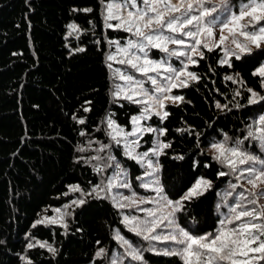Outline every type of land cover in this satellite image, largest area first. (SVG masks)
Segmentation results:
<instances>
[{
  "label": "trees",
  "instance_id": "1",
  "mask_svg": "<svg viewBox=\"0 0 264 264\" xmlns=\"http://www.w3.org/2000/svg\"><path fill=\"white\" fill-rule=\"evenodd\" d=\"M104 2L0 0V264H24L21 257L25 254L32 264H108L95 253L100 248L109 256L123 251L113 238L116 230L134 246L148 247V241L122 222L124 215L143 213L135 208L117 209L108 198L81 197L70 190V186L79 185L88 191L101 180L107 182L115 168V162L106 159L111 155L127 172L132 187L127 192L140 197L150 193L141 186L146 169L124 155L123 144L111 139L103 122L111 113L130 131L131 117L139 115L143 107L112 95L118 80L112 76L113 68L106 66L111 63L107 55L115 50L109 40L123 42L130 34L106 27ZM70 24H76L77 30L68 35ZM160 54L158 50L151 53L155 58ZM239 57L231 58V66L220 64L224 58L221 48L204 49V59L189 67L200 80L173 91L184 101L168 104L167 119L152 116L147 121L154 128L167 129L162 140L171 142L158 158L150 155L154 163L158 159L160 185L169 199H179L198 178L212 182L203 196L184 201L182 210L175 213L176 221L190 232L191 225L198 227L194 235L219 227L235 193L242 190L237 187L233 196L223 199L229 182L237 181L234 176H217L228 169L211 159L210 142L222 140L224 134L233 140L243 139L247 126L264 115V100L250 104L248 91L264 96V77L254 74L264 65V48ZM228 76L233 79H226ZM217 101L227 107L217 108ZM84 107L91 110L85 112ZM81 118L84 124L78 123ZM155 136L145 133L139 150L152 147ZM102 144L111 148L99 151ZM243 148L264 158L255 140H245ZM96 156L105 159H92ZM94 165L103 171L96 172ZM78 198L85 203L77 207L72 201ZM57 208L71 213L65 219L67 228L48 222L33 227L46 216L57 217ZM30 241H46L56 251L39 246L27 249ZM151 243L158 250L172 245L170 241ZM143 255L148 264H182L175 256L148 251Z\"/></svg>",
  "mask_w": 264,
  "mask_h": 264
},
{
  "label": "snow or ice",
  "instance_id": "2",
  "mask_svg": "<svg viewBox=\"0 0 264 264\" xmlns=\"http://www.w3.org/2000/svg\"><path fill=\"white\" fill-rule=\"evenodd\" d=\"M103 8V19L107 28L122 30L130 34L123 42L109 40V44L115 46V53L108 54L107 61L127 65L129 69L146 76L153 86L149 92L144 88L143 82L127 69L123 71L119 68L113 69V78L124 82L114 84L113 97L123 98L133 104L143 105V107L139 115L131 117V123L134 125L131 131H125L112 118L111 113L105 117L103 122L107 125V134L111 139L117 145L123 143L124 155L146 169L144 176H155L160 171L159 162L157 159L154 164L153 159L149 157L151 155V157L158 158L164 154V150L171 147V142L160 139L161 136L166 135L167 129H157L144 122L150 120L152 116L159 117L161 121L167 119L170 115L166 111L167 102L178 105L184 101L182 95H171L172 90L187 88L190 86V81L200 80L195 72L188 69L190 66L198 65L199 60L204 59L201 47L212 52L214 48L226 45L231 37L230 42L234 48L225 46L222 49L224 58L219 60L220 64L229 66H231L230 61L233 56L239 59V53L251 51L249 45L254 44L257 48L260 47L261 42H264V0H241L235 11L232 0H105ZM84 11H91V9H84ZM220 12L225 13L223 18L218 15ZM217 21L222 25L221 33L227 30L229 36L221 34L219 41L210 46L208 40L214 38L213 27L217 25ZM68 27L77 30L75 24H70ZM71 34L70 32L69 35ZM185 37L190 38V41ZM169 45L181 47L170 49ZM82 50L77 49V51ZM152 50H158L166 56L153 59L150 57ZM172 57L177 59L179 67L169 62ZM106 66L113 68L112 63ZM254 74L264 77V66L257 67ZM226 79L232 80L233 77L228 76ZM261 86L264 88V81L261 82ZM248 91L251 93L250 104L264 100V96L254 90L248 89ZM236 95H240V92L237 91ZM215 106L217 108L227 107V105L222 106L218 101ZM90 110L87 107L83 108L85 112ZM78 123L84 124L85 119H79ZM247 127V134L243 139L233 140L232 137L224 134L222 140L210 142L211 159L228 169V171H219L217 176H234L237 181L235 184L229 182V191L223 194V199L227 200L228 197L233 196L237 187L242 189L235 193L234 201L227 208L224 218L219 219V227L212 232L194 235V232H199L198 227L191 225L192 231L190 232L175 219V213L182 210L184 201L203 196L212 187V182L203 177L198 178L195 184L175 201L169 199L164 193L158 179L144 183L141 186L152 187L158 199L155 197L141 198L137 201L134 192L131 196H125L122 193L112 195L114 188L127 189L131 187V184L121 180L122 176H127L126 170L121 168L114 156L108 155L106 159L115 162V168L114 174L107 179V182L101 180L88 191L79 185L70 186V190L79 192L81 197L108 198L117 209L137 208L146 213L143 219L124 215L122 222L129 231L149 242L147 248L141 249L134 246L129 239L121 235L119 230H116L113 238L119 242L123 251L109 256L106 249L100 248L95 256L105 258L108 264H125V260H128L129 264L133 262L148 264L143 255V252L148 251L158 255L179 257L182 264H264V203H261V199H264V187H262L264 185V158L253 155L243 148L244 141L252 139L258 142L260 151L264 153V115H260L258 121H254ZM178 131L184 130L178 129ZM145 133H156L157 135L153 139L152 147L138 153L136 149L140 147V139ZM80 135L83 136L85 133L81 132ZM129 137L133 139L129 140ZM106 148H111V145L102 144L99 151H104ZM79 151H84V149L80 148ZM182 158V156L177 157V159ZM92 159L105 158L96 156ZM105 166L112 167L111 164ZM93 167L98 173L103 171L101 166L94 165ZM137 179L140 180L142 177H137ZM84 203L83 198L72 201V204L77 207ZM145 203L155 204L156 208L138 207L139 204ZM219 208L218 204L217 209ZM164 209H169V211L165 213ZM54 211L60 214L59 217L46 216L37 220L33 227L48 222L59 223L67 228L64 215H71V213H61L59 208ZM157 229H162L160 234H156ZM153 241H170L172 245L158 250L156 245L151 243ZM37 246L47 248L52 253L56 251L46 241L35 243L30 241L26 245L27 249ZM21 259L24 264H32L27 254Z\"/></svg>",
  "mask_w": 264,
  "mask_h": 264
},
{
  "label": "rangeland",
  "instance_id": "3",
  "mask_svg": "<svg viewBox=\"0 0 264 264\" xmlns=\"http://www.w3.org/2000/svg\"><path fill=\"white\" fill-rule=\"evenodd\" d=\"M239 3H240V2H238L237 0H232V6H233V10H234V11L236 10V7H238ZM214 15H216V14H214ZM218 15H219L221 18H223V16L225 15V13L220 12V13H218ZM209 19H211V18H209ZM112 23H116V21H112ZM75 25H76V24H75ZM221 28H222V25H220L219 22L217 21V25H216L215 27H213V32H214V34H215V35H214V38L208 40L210 46H211L212 44H214L215 42H218V41H219V37H220L221 34H223V35H225V36H229V33L227 32V30H224L223 33H221ZM74 31H75V30H72V29L69 28V29H68V35H69L70 32L73 33ZM185 39L190 41V38L185 37ZM240 39L242 40V38H240ZM230 41H231V37L229 38V41L226 42V45H221L220 48L223 49L225 46H228V47H230V48H234V46L231 45V42H230ZM179 47H181V46H177V45H169V48H170V49H171V48H179ZM249 47H250L251 50L257 48L256 45H254V44L249 45ZM260 47H263V48H264V42H261ZM214 49H216V48H214ZM200 50L204 52V48H203V47H201ZM237 51H238V50H237ZM152 52H153V50L150 52V57L153 58V59H159V58H155L154 56H152V55H151ZM112 53H115V50H114ZM242 53H245V52H241V53H239V55L242 54ZM164 56H166V54L161 52V54H160V58H162V57H164ZM118 58H119V57H118ZM169 62L172 63L174 66L179 67V64L177 63V59H176L175 57H172V58L170 59ZM111 63H112V65H113V69H115V68H119V69H121L122 71L125 70V69H127L131 74L135 75V77H136L138 80H140V81L143 82V84H144V88L148 89V91L151 92L153 86L151 85L150 81L147 80V77H146V76L142 75L141 73H137V72H135L134 70L129 69L127 65H121V64L116 63V62H111ZM263 66H264V65H263ZM188 70H189V69H188ZM150 75H151V73H150ZM123 83H124L123 81L118 80V83H117V84H123ZM190 83H191V81H190ZM177 89H180V88H177ZM174 90H176V89H173V90H172L171 95H173V91H174ZM167 103H168V104H171V102H167ZM144 123L147 125V121L144 122ZM133 127H134V125H133ZM124 130H125V129H124ZM125 131H126V130H125ZM130 131H131V130H130ZM155 134H156V133H155ZM156 135H157V134H156ZM131 139H133V137H129V140H131ZM160 139L162 140V136L160 137ZM140 141H141V139H140ZM122 144H123V143H122ZM140 146H141V145H140ZM139 149H140V147L137 148L136 151H137L138 153H142V151H140ZM209 152H210V151H209ZM210 153H211V152H210ZM149 158H150V157H149ZM151 159H152V158H151ZM153 163H154V161H153ZM154 164H155V163H154ZM156 179H158V181H159V185H160V179H159L158 174H155V176H146V179H145L144 183H150V182L155 181ZM121 180L124 181V182H128V183H130V179L128 178V175H127V176H122V177H121ZM144 183L142 182V184H144ZM241 183H244V182L241 181ZM160 186H161V185H160ZM246 187H248V186L246 185ZM262 187H264V185H262ZM129 189H132V187L127 188V189H125V188H114V189L112 190V195H116L117 193H122V194L125 195V196H131V195L133 194V192H131V193L127 192V190H129ZM146 189H148L150 193H149L148 195H146V196H142V197L137 196V194H136L135 199H136L137 201H139L141 198L152 199V198L155 197V198L158 199V197H156V193H155V191H153V188H152V187H150V188H146ZM261 203H264V199H261ZM138 207H139V208H153V209H155V208H156V205H155V204H147V203H145V204H139ZM135 210H137L139 213H143V214H141V215H139V216H137V217H140L141 219H143V218L146 216V213L139 211L137 208H135ZM163 211L166 213L167 211H169V209H164ZM64 212H66V211L61 210V213H64ZM59 215H60V214H57V217H59ZM67 218H68V215H64V220L67 219ZM161 231H162V229H157V233H156V234H160ZM163 231H167V229H163Z\"/></svg>",
  "mask_w": 264,
  "mask_h": 264
}]
</instances>
